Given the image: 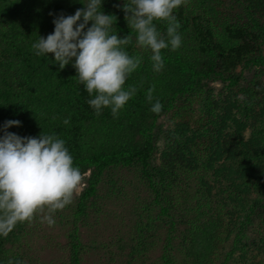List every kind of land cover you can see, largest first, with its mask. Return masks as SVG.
Returning a JSON list of instances; mask_svg holds the SVG:
<instances>
[{
  "label": "trees",
  "instance_id": "trees-1",
  "mask_svg": "<svg viewBox=\"0 0 264 264\" xmlns=\"http://www.w3.org/2000/svg\"><path fill=\"white\" fill-rule=\"evenodd\" d=\"M86 2L0 0V129L19 120L9 132L57 134L84 177L54 226L45 210L0 236V264H264V0H184L181 47L161 50L159 73L124 0H103L112 33L132 35L125 50L142 57L118 118L95 114L71 63L31 48Z\"/></svg>",
  "mask_w": 264,
  "mask_h": 264
},
{
  "label": "clouds",
  "instance_id": "clouds-1",
  "mask_svg": "<svg viewBox=\"0 0 264 264\" xmlns=\"http://www.w3.org/2000/svg\"><path fill=\"white\" fill-rule=\"evenodd\" d=\"M102 3L103 0H87L74 15L56 16L53 33L46 38L39 36L31 48L38 57L53 54V63L60 69L71 63L78 83L89 96L95 94L87 101L95 114L99 116L104 108H110L113 118H118L120 110L137 94L136 86L125 88V83L140 67L142 57L125 50L133 41L132 35L119 38L112 33L117 18L105 14ZM182 3L184 0H124L122 5H116L136 34V46L151 51L154 72H161L165 66L161 50L176 51L181 47V25L174 10ZM157 21L166 22L165 33L158 30ZM154 91L152 85L146 99L151 104L150 111L158 114L163 105L158 99L152 103ZM63 123L67 125L70 120ZM13 126H21V121H5L0 129V236L5 238L17 223L31 222L45 210L47 215L41 222L54 226L53 214L71 204L76 190L84 185L81 170L73 166L65 141L57 134L41 132L38 137H21L8 131ZM8 264L23 262L9 260Z\"/></svg>",
  "mask_w": 264,
  "mask_h": 264
},
{
  "label": "rangeland",
  "instance_id": "rangeland-1",
  "mask_svg": "<svg viewBox=\"0 0 264 264\" xmlns=\"http://www.w3.org/2000/svg\"><path fill=\"white\" fill-rule=\"evenodd\" d=\"M82 182H83V181H82ZM81 187H82V184L79 186V188H78L76 191H78Z\"/></svg>",
  "mask_w": 264,
  "mask_h": 264
}]
</instances>
